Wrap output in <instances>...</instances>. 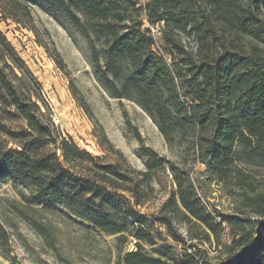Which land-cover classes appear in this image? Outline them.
Masks as SVG:
<instances>
[{
  "label": "trees",
  "instance_id": "obj_1",
  "mask_svg": "<svg viewBox=\"0 0 264 264\" xmlns=\"http://www.w3.org/2000/svg\"><path fill=\"white\" fill-rule=\"evenodd\" d=\"M35 6L81 33L97 79L112 97L138 103L179 157L143 145L146 168L135 170L79 148L0 27V183L11 182L23 206L116 235L121 247L132 237L135 248H120L116 264H264V184L256 179L264 172V0H0V19L33 28ZM145 19L162 23L171 62L154 51ZM189 157L239 202L234 213L205 203ZM166 170L175 188L159 213H145L140 206ZM155 221L179 242L184 223L194 251L178 257ZM225 229L223 254L200 247Z\"/></svg>",
  "mask_w": 264,
  "mask_h": 264
},
{
  "label": "rangeland",
  "instance_id": "obj_2",
  "mask_svg": "<svg viewBox=\"0 0 264 264\" xmlns=\"http://www.w3.org/2000/svg\"><path fill=\"white\" fill-rule=\"evenodd\" d=\"M147 0H138L144 6ZM33 28L13 20L0 19V27L41 85L42 96L53 119L64 135L79 148L102 156L107 163H127L135 170L146 168L147 156L141 154L146 145L159 153L177 159L178 149L165 140L151 116L135 101L112 97L97 79L90 62L88 43L68 21L56 20L42 8H33ZM144 16V15H143ZM156 40L154 51L171 62L162 40V23L150 24ZM106 138H104V136ZM191 174L200 180V192L207 205L216 207L222 215L232 214L239 204L225 186L207 179V164L188 159ZM154 190L146 194L140 208L145 213H159L175 185L169 170L160 173ZM264 184V172L257 178ZM18 190L11 182L0 183V222L7 238L0 239V264H116L118 252L135 248L131 237L124 245L116 235L94 228H85L58 213L23 206ZM163 239H167L182 257L191 240L187 226L180 222L184 241H176L167 229L155 221ZM42 228V230H41ZM231 239L225 229L219 241L211 246L201 244L211 256L223 254L222 243ZM215 240V239H214ZM222 251V252H221Z\"/></svg>",
  "mask_w": 264,
  "mask_h": 264
}]
</instances>
